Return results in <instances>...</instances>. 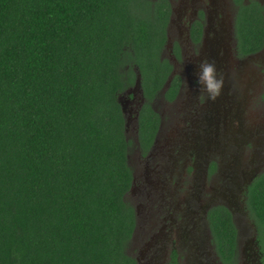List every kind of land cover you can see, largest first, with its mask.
I'll return each mask as SVG.
<instances>
[{"label": "trees", "instance_id": "trees-1", "mask_svg": "<svg viewBox=\"0 0 264 264\" xmlns=\"http://www.w3.org/2000/svg\"><path fill=\"white\" fill-rule=\"evenodd\" d=\"M168 18V0H0V264H134L118 94L139 73L145 96H160ZM235 26L243 53L259 49L264 7L241 4ZM140 115V133L157 122L149 103ZM249 197L264 239V172ZM208 220L233 260L230 216Z\"/></svg>", "mask_w": 264, "mask_h": 264}, {"label": "flooded vegetation", "instance_id": "flooded-vegetation-1", "mask_svg": "<svg viewBox=\"0 0 264 264\" xmlns=\"http://www.w3.org/2000/svg\"><path fill=\"white\" fill-rule=\"evenodd\" d=\"M251 1L168 0L160 51V60L173 66L166 88L151 100L135 84L118 94L131 175L123 198L134 216L126 254L134 264H264L262 229L249 197L264 172L263 138L257 141V129L232 131L226 126L242 120L241 112L229 113L233 105H228L236 96L233 84L239 87L244 63L257 61L264 75V38L259 49L243 53L236 35L237 11ZM254 1L264 7V0ZM204 59L214 63L217 79L223 76L215 100L197 83L198 64ZM174 77L179 85L170 99L165 91ZM184 91L186 102L175 108L155 105L157 100L174 104ZM146 103L157 122L140 133ZM215 209L229 215L236 229L231 261L218 253L212 236L208 218Z\"/></svg>", "mask_w": 264, "mask_h": 264}, {"label": "rangeland", "instance_id": "rangeland-1", "mask_svg": "<svg viewBox=\"0 0 264 264\" xmlns=\"http://www.w3.org/2000/svg\"><path fill=\"white\" fill-rule=\"evenodd\" d=\"M177 1V0H176ZM243 68L245 71L243 75L239 78L240 83L238 87V83L233 84L236 89V96L233 97V100L229 103L233 105V109L229 113H240L242 119L241 121L233 120L228 121L227 129L234 131L235 129H248L249 131H254L257 129V136L255 138L258 141V138H263L264 144V100L261 99V94L264 93V75L261 70L257 68V61L247 60L244 63ZM178 69L182 70V67H178ZM236 86V87H235ZM134 87L131 88L133 90ZM228 94H230L233 90L229 89ZM185 91L182 93L180 100L174 104L168 105L162 102V100H157L155 105L158 107H167L173 106L174 108L186 100ZM188 98L192 101L194 97L191 95ZM235 98V99H234ZM186 102V101H185ZM186 105V104H182ZM181 105V106H182ZM264 146L261 147L263 149ZM258 149V147H257ZM264 150H262L263 153ZM262 156L261 151H257V159H260Z\"/></svg>", "mask_w": 264, "mask_h": 264}, {"label": "clouds", "instance_id": "clouds-1", "mask_svg": "<svg viewBox=\"0 0 264 264\" xmlns=\"http://www.w3.org/2000/svg\"><path fill=\"white\" fill-rule=\"evenodd\" d=\"M198 68L197 83L208 92L209 99L215 100L223 86V76L217 79L215 65L207 59L201 60Z\"/></svg>", "mask_w": 264, "mask_h": 264}, {"label": "water", "instance_id": "water-1", "mask_svg": "<svg viewBox=\"0 0 264 264\" xmlns=\"http://www.w3.org/2000/svg\"><path fill=\"white\" fill-rule=\"evenodd\" d=\"M135 87L140 88L141 87V80H140V74L138 73L135 80ZM166 87H164L162 90H164Z\"/></svg>", "mask_w": 264, "mask_h": 264}]
</instances>
